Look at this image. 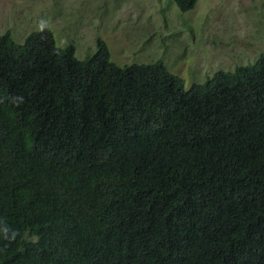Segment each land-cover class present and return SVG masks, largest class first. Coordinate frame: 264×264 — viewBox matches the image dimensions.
<instances>
[{
	"label": "trees",
	"instance_id": "16d2710c",
	"mask_svg": "<svg viewBox=\"0 0 264 264\" xmlns=\"http://www.w3.org/2000/svg\"><path fill=\"white\" fill-rule=\"evenodd\" d=\"M0 264H264V54L186 90L0 34Z\"/></svg>",
	"mask_w": 264,
	"mask_h": 264
},
{
	"label": "rangeland",
	"instance_id": "374dc122",
	"mask_svg": "<svg viewBox=\"0 0 264 264\" xmlns=\"http://www.w3.org/2000/svg\"><path fill=\"white\" fill-rule=\"evenodd\" d=\"M41 29L83 61L106 45L123 68L161 63L185 89L264 54V0H0V34L18 44Z\"/></svg>",
	"mask_w": 264,
	"mask_h": 264
}]
</instances>
